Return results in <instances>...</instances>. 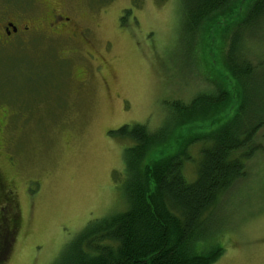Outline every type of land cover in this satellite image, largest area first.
Here are the masks:
<instances>
[{
	"label": "rangeland",
	"instance_id": "374dc122",
	"mask_svg": "<svg viewBox=\"0 0 264 264\" xmlns=\"http://www.w3.org/2000/svg\"><path fill=\"white\" fill-rule=\"evenodd\" d=\"M36 4L0 0V17L33 16ZM76 7L91 29L93 62L65 54L57 45L67 46L47 35L0 45V168L18 194L20 216L0 264H65V248L91 220L126 206L124 149L130 142L110 131L135 122L156 129L171 116L173 100L188 102L208 86L203 73L212 58L204 57L205 65L197 56L187 60L182 0H77ZM261 22L240 49L255 66L251 86L264 78V66H256L264 59ZM219 46L220 57L226 44ZM79 70H85L81 77ZM202 141L189 150V180ZM254 144L245 178L214 209L216 238L207 241L218 238L225 249L214 264H264V128Z\"/></svg>",
	"mask_w": 264,
	"mask_h": 264
},
{
	"label": "trees",
	"instance_id": "16d2710c",
	"mask_svg": "<svg viewBox=\"0 0 264 264\" xmlns=\"http://www.w3.org/2000/svg\"><path fill=\"white\" fill-rule=\"evenodd\" d=\"M181 13L187 60L197 56L205 65L204 57L212 58L203 73L208 86L188 102L173 100L171 116L156 129L135 122L110 131L130 142L124 149L126 206L91 220L65 248V264H214L225 252L218 238L207 239L216 236L219 199L245 178L264 128V78L251 86L255 66L240 50L244 36L251 38L246 33L264 20V0H182ZM200 141L189 180L185 162Z\"/></svg>",
	"mask_w": 264,
	"mask_h": 264
},
{
	"label": "flooded vegetation",
	"instance_id": "af4514ba",
	"mask_svg": "<svg viewBox=\"0 0 264 264\" xmlns=\"http://www.w3.org/2000/svg\"><path fill=\"white\" fill-rule=\"evenodd\" d=\"M77 0H36L33 16L5 15L0 17V45L8 44L13 38L25 35H47L67 47L57 45L61 51L85 62H93L96 54L92 49L91 29L84 24L85 14L80 15ZM88 4V0H86ZM77 42L85 46L79 47ZM70 55V56H72ZM67 58V57H65ZM85 70H79L82 76ZM4 111V110H3ZM5 118L0 117V137L3 133ZM2 138V137H1ZM17 192L4 178L0 168V254L7 249L8 241L16 232L19 212L16 208ZM18 207V205H17Z\"/></svg>",
	"mask_w": 264,
	"mask_h": 264
}]
</instances>
